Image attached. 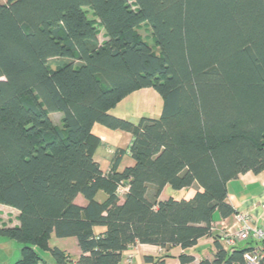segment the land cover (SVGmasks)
<instances>
[{
    "label": "trees",
    "instance_id": "1",
    "mask_svg": "<svg viewBox=\"0 0 264 264\" xmlns=\"http://www.w3.org/2000/svg\"><path fill=\"white\" fill-rule=\"evenodd\" d=\"M147 88L163 100L158 119L110 114ZM96 124L131 134L132 166L119 170L120 150L101 170ZM263 171L264 0L0 3V205L19 212V226L0 225V236L23 244L15 264H48L39 251L72 264L64 251L47 250L52 236L76 239L73 264H123L137 244L191 248L210 236L216 212L234 215L228 183ZM195 185L201 191L190 200H158L166 187ZM249 241L234 251L216 242L212 260L179 261L247 264L257 245Z\"/></svg>",
    "mask_w": 264,
    "mask_h": 264
},
{
    "label": "crops",
    "instance_id": "2",
    "mask_svg": "<svg viewBox=\"0 0 264 264\" xmlns=\"http://www.w3.org/2000/svg\"><path fill=\"white\" fill-rule=\"evenodd\" d=\"M130 97L132 99L131 108L135 117H130L128 113H120L121 115H118L119 113H113V116L116 115L115 117L126 119L128 121L135 119L133 123H138L142 118L158 119L161 116L163 100L162 106H159L158 104L160 96L153 89L147 88L139 90L125 98L123 101H127ZM121 103L122 101L114 108L115 111ZM60 117L62 119V116ZM93 134L101 141V145L97 149L94 159L99 164L101 170L104 173H108L110 171L113 161L120 150H125L126 154L122 157L119 170L122 171L126 167L132 166L134 164L128 152L132 141L131 134L122 131L110 130L99 124L94 126ZM167 189L168 187L163 190L158 199L159 201L167 200L164 197V193L167 191ZM198 191H201V189L197 185L189 189L180 190L179 193L184 194L180 200H190L196 195ZM227 191V203L232 206V208L235 210V213L228 218H223L219 212H216L214 214L213 224H218L219 228L220 224H224V226H226L227 229L229 228L234 235L236 232V229L233 227L235 216L238 213H243L250 216L252 224L261 226L264 221V171L259 174H254L251 172L241 174L237 179L228 183ZM81 197L82 196H78V198L75 200V203L81 207H85L87 202L84 198L83 199L85 202L80 200ZM148 197L151 198L150 191L148 193ZM121 202H123V200ZM218 232H221V230ZM216 242L228 251H234L235 249H241L244 246L250 247L253 245V243H251L252 241H249L236 242L233 246L227 247L220 235L205 237L199 240L197 245L188 249H182L180 247L161 249L156 246L137 244L126 252L123 262H125V264L128 263V258L132 256V264H181L179 257L185 254L195 258V263H199L202 260L213 259L216 252ZM80 254L81 252L78 249V255L76 256V259L79 258Z\"/></svg>",
    "mask_w": 264,
    "mask_h": 264
},
{
    "label": "rangeland",
    "instance_id": "3",
    "mask_svg": "<svg viewBox=\"0 0 264 264\" xmlns=\"http://www.w3.org/2000/svg\"><path fill=\"white\" fill-rule=\"evenodd\" d=\"M4 0H0V3H3ZM88 18L90 20H93L95 17L92 15V12L90 9H86ZM98 28V38L100 42L105 40V32L100 27L99 24H97ZM140 35L144 38V40L148 43L150 46H154V39L151 35V30L147 25H142L139 30ZM56 62V61H55ZM57 63H52L51 68L54 70L56 68ZM131 97L128 98L127 101H122V103L117 107L116 111L113 109L111 110V114L113 113L118 115H121L120 113H128L130 117H135L133 115V111L131 108ZM159 106H162V99L159 97ZM120 108V109H119ZM63 114H54L52 115L53 123L56 127H59L63 129L62 119ZM116 116V115H115ZM121 117V116H120ZM133 119V118H130ZM130 122H134V120H129ZM183 193H179V191L172 189L171 187H168L167 191L164 193V197L166 199L173 198L176 201H180L183 197ZM106 195L103 192H100L97 199L99 201H105ZM80 200H83V197H81ZM123 200V197H120V201ZM79 202V201H78ZM85 202V201H84ZM0 225L5 228H14L19 226V212L13 208L0 205ZM76 239L70 238V239H59L56 236H52V238L47 242V250L48 249H55L58 248L66 253L69 260L73 263L76 261V256L78 255V249L76 245ZM23 244L19 243L16 240H13L11 238L0 236V264H15L17 261H19L23 256ZM39 255L44 259L45 262L48 264H57L56 259L50 252H42L39 251ZM125 264V262H123ZM128 264V263H126ZM130 264V263H129ZM132 264V262H131Z\"/></svg>",
    "mask_w": 264,
    "mask_h": 264
},
{
    "label": "built area",
    "instance_id": "4",
    "mask_svg": "<svg viewBox=\"0 0 264 264\" xmlns=\"http://www.w3.org/2000/svg\"><path fill=\"white\" fill-rule=\"evenodd\" d=\"M127 190V188L121 186L117 190V194L123 197ZM233 227L236 229L234 235L224 224H220V228L218 224H213L210 230V236L220 235L227 247L233 246L236 242L249 241L252 238L257 242V245L252 251L245 253L244 258L247 264H259L261 259L264 258V221L261 226H258L252 224V220L247 214L238 213L235 216ZM220 230L221 232H218ZM127 262L131 264L132 256L128 258Z\"/></svg>",
    "mask_w": 264,
    "mask_h": 264
}]
</instances>
